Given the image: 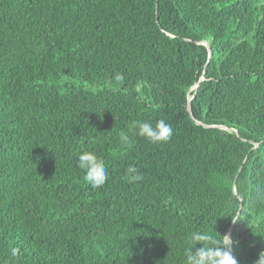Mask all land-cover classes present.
I'll return each mask as SVG.
<instances>
[{"label":"trees","instance_id":"trees-1","mask_svg":"<svg viewBox=\"0 0 264 264\" xmlns=\"http://www.w3.org/2000/svg\"><path fill=\"white\" fill-rule=\"evenodd\" d=\"M160 119L167 143L121 146ZM84 150L108 168L98 189ZM232 225L256 264L264 0H0V264H183L191 231Z\"/></svg>","mask_w":264,"mask_h":264},{"label":"clouds","instance_id":"clouds-1","mask_svg":"<svg viewBox=\"0 0 264 264\" xmlns=\"http://www.w3.org/2000/svg\"><path fill=\"white\" fill-rule=\"evenodd\" d=\"M117 80L122 77L117 75ZM173 134L172 126L164 119L157 120L153 124L149 120H134L127 130L118 133L121 146L130 148L136 138H142L151 144L167 143ZM76 167L83 173V181L93 188L104 186L109 178L105 160L94 151L84 150L78 153ZM125 179L129 184H135L143 180V174L134 165H129ZM214 230L211 234L193 230L187 237L188 246L183 252V264H237L231 249L233 239L229 234L216 236ZM197 244L202 245L193 251ZM11 258H17L20 250L18 247H10ZM256 264H264V251L259 253Z\"/></svg>","mask_w":264,"mask_h":264},{"label":"water","instance_id":"water-1","mask_svg":"<svg viewBox=\"0 0 264 264\" xmlns=\"http://www.w3.org/2000/svg\"><path fill=\"white\" fill-rule=\"evenodd\" d=\"M202 78H203V77H202ZM202 78H201V79H202ZM199 83H200V82H197V83H196V86H198ZM234 223H235V221H234ZM234 223H233V225H234ZM233 225L229 228V231H228V234H229L230 236H231V231H232V227H233ZM231 252H232V255H233V250H232V249H231Z\"/></svg>","mask_w":264,"mask_h":264}]
</instances>
